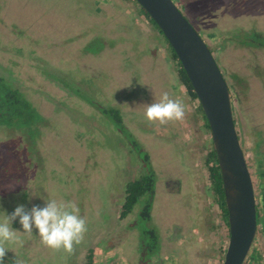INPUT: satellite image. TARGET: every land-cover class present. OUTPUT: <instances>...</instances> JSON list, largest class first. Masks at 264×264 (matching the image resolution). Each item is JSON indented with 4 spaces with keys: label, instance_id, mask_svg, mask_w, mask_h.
Masks as SVG:
<instances>
[{
    "label": "rangeland",
    "instance_id": "obj_1",
    "mask_svg": "<svg viewBox=\"0 0 264 264\" xmlns=\"http://www.w3.org/2000/svg\"><path fill=\"white\" fill-rule=\"evenodd\" d=\"M173 1L231 90L259 215L245 264L260 263L253 254L264 264V0ZM141 11L133 0H0V77L38 117L0 126V222L19 204L51 199L76 202L87 219L68 253L43 245L36 229L23 232L17 218L19 242L5 244L4 264H143L146 248L160 249L154 262L223 264L230 230L210 179L212 135L167 39ZM164 91L182 100V121L145 118ZM150 171L146 228L145 198L121 214L128 184Z\"/></svg>",
    "mask_w": 264,
    "mask_h": 264
},
{
    "label": "water",
    "instance_id": "obj_2",
    "mask_svg": "<svg viewBox=\"0 0 264 264\" xmlns=\"http://www.w3.org/2000/svg\"><path fill=\"white\" fill-rule=\"evenodd\" d=\"M136 1L175 51L207 118L228 210L230 240L223 264H244L257 236L258 211L231 90L208 45L173 0Z\"/></svg>",
    "mask_w": 264,
    "mask_h": 264
},
{
    "label": "clouds",
    "instance_id": "obj_3",
    "mask_svg": "<svg viewBox=\"0 0 264 264\" xmlns=\"http://www.w3.org/2000/svg\"><path fill=\"white\" fill-rule=\"evenodd\" d=\"M145 106V118L150 122L158 121L161 125L182 121L186 115L182 100L172 98L167 91L161 94L159 100ZM17 218L23 232L31 235L36 229L43 245L68 253H72L74 246L83 241L87 232V219L80 215V208L74 201L51 199L46 200L43 207L33 205L31 209L19 204L0 222V264H4L9 251L5 244L19 242L16 235L18 231L12 227V222ZM15 264L21 262L15 260Z\"/></svg>",
    "mask_w": 264,
    "mask_h": 264
},
{
    "label": "trees",
    "instance_id": "obj_4",
    "mask_svg": "<svg viewBox=\"0 0 264 264\" xmlns=\"http://www.w3.org/2000/svg\"><path fill=\"white\" fill-rule=\"evenodd\" d=\"M133 1L138 4L136 0ZM139 7L140 10H142L141 14H143L151 23H153L154 26L157 27L158 30L162 33V31L159 29L156 23L150 18L147 12L140 5ZM255 43H256L255 41L250 42V44L252 45H255ZM168 46L172 52L174 60L177 62L180 80L188 90L192 99L198 102V110L202 114L204 127L210 132L207 118L202 110L198 97L193 90V87L188 79V76L185 70L183 69L182 64L178 60L175 51L169 44V42H168ZM261 46H264V44H261ZM37 120L38 117L35 110L32 108V105L23 98L22 93L17 89L11 88L10 85L6 82V80L0 77V126H6L9 128L16 126L31 127L32 124L35 123ZM117 123H118V127L121 128L122 127L121 118L120 121ZM209 156L210 157L208 160V164L212 163V166L210 167V179L212 180V187H213L212 189L216 196L217 202L223 211L224 218L228 223V210L225 202L223 181H222L220 168L218 165L217 156L213 148ZM155 180L156 178L154 173L150 171L141 180L131 182L128 184L126 188V198L123 205L121 218H126L134 210L136 205H138L140 202L142 203L145 198L144 208L141 211L140 218L145 221L150 220L151 210L153 205V197L155 192ZM150 234L151 235L148 236L154 238L155 235L153 233ZM152 242L154 245L156 244V241H152Z\"/></svg>",
    "mask_w": 264,
    "mask_h": 264
},
{
    "label": "flooded vegetation",
    "instance_id": "obj_5",
    "mask_svg": "<svg viewBox=\"0 0 264 264\" xmlns=\"http://www.w3.org/2000/svg\"><path fill=\"white\" fill-rule=\"evenodd\" d=\"M151 211H152V210H151ZM147 222H148V221L142 220V219L140 218V226H141L142 224H144V226L147 228V225H146ZM138 223H139V222H138ZM147 233H153V232L150 231V232H147ZM153 234H154V233H153ZM147 236H148V235H147ZM147 236H146V237H147ZM147 238H148V237H147ZM156 243L158 244V238H156ZM146 250H147V253H146V254H148V255H147L148 257H143V264H150V263H151V264H159V263L162 264V263H163V262H161V261H156V262L153 261V257L159 254L160 249L157 250V251H155V253H154V254H151V255H149V252H150L151 250H149V249H147V248H146ZM253 255L255 256V254H253ZM253 255H252V257H251L252 260L254 259L256 262H258V263L260 262L259 264H261V261H260L261 259H260V257H259V256H258V257L255 256V257H254ZM251 258H250V259H251ZM257 259H258V261H257ZM246 260H247V259H246ZM245 262H246V261H245ZM166 263H167V262H166ZM166 263L164 262L163 264H166ZM244 264H245V263H244Z\"/></svg>",
    "mask_w": 264,
    "mask_h": 264
}]
</instances>
